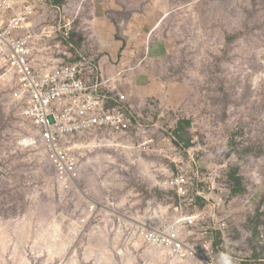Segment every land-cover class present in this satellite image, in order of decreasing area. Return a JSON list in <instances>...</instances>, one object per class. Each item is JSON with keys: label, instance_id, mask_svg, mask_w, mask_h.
I'll return each instance as SVG.
<instances>
[{"label": "rangeland", "instance_id": "374dc122", "mask_svg": "<svg viewBox=\"0 0 264 264\" xmlns=\"http://www.w3.org/2000/svg\"><path fill=\"white\" fill-rule=\"evenodd\" d=\"M40 15L72 24L70 59L58 41L46 53L94 61L141 131L110 138L119 148L90 152L81 180L62 183L29 145L34 126L0 63V264H182L139 243V227L176 216L170 181L218 194L235 169L246 203L231 226L264 257V0H46ZM109 188L119 203L130 194L128 212H91Z\"/></svg>", "mask_w": 264, "mask_h": 264}, {"label": "built area", "instance_id": "2783aa9c", "mask_svg": "<svg viewBox=\"0 0 264 264\" xmlns=\"http://www.w3.org/2000/svg\"><path fill=\"white\" fill-rule=\"evenodd\" d=\"M44 9L46 0H0V63L14 77L23 115L34 126L29 145L43 148L57 179L70 183L81 180L82 172L84 176L90 152L99 147L119 148L110 138H127L132 127L140 136L141 130L137 120L108 97L103 71L94 61L81 58L71 63L46 53L41 45L58 41L60 53L70 59L67 53L73 47L62 45L71 40L72 24L51 17L53 25L42 26ZM218 187V194L199 185L190 193L183 180L170 181L179 203L166 209L174 210L176 216L154 229L139 227L138 242L158 257L182 264H264V257H257L246 244L248 232L243 240L236 239L231 226L234 214L246 202L233 193V183ZM94 195L98 203L89 206L91 212L116 215L120 205L128 212L124 202L130 194L120 203L113 188L105 195ZM251 201L247 198V203ZM201 203L205 204L202 208ZM129 234L127 245L135 239Z\"/></svg>", "mask_w": 264, "mask_h": 264}, {"label": "trees", "instance_id": "16d2710c", "mask_svg": "<svg viewBox=\"0 0 264 264\" xmlns=\"http://www.w3.org/2000/svg\"><path fill=\"white\" fill-rule=\"evenodd\" d=\"M65 0H53V3L57 6H62L64 4ZM184 123H186V125H190V121H184ZM178 131H176V133H178ZM237 169H235L233 171V173L231 174L232 178H236L237 180V185L236 187L233 189V193L236 194V193H239V192H242V189H241V179L239 177H237Z\"/></svg>", "mask_w": 264, "mask_h": 264}, {"label": "crops", "instance_id": "0c3cea01", "mask_svg": "<svg viewBox=\"0 0 264 264\" xmlns=\"http://www.w3.org/2000/svg\"><path fill=\"white\" fill-rule=\"evenodd\" d=\"M120 49V47H118V50Z\"/></svg>", "mask_w": 264, "mask_h": 264}]
</instances>
